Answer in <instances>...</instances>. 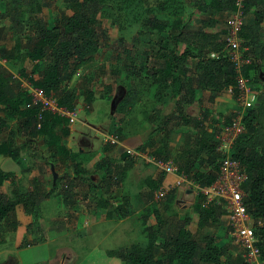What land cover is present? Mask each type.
<instances>
[{
  "label": "trees",
  "instance_id": "obj_1",
  "mask_svg": "<svg viewBox=\"0 0 264 264\" xmlns=\"http://www.w3.org/2000/svg\"><path fill=\"white\" fill-rule=\"evenodd\" d=\"M24 1L31 5L36 16L29 18L23 12L20 6ZM186 3L201 12L223 13L235 7L233 0H186ZM63 4L67 13L61 14L52 25H47L41 15L42 7L39 0H0V7L4 9L9 7L12 11L11 28L19 27L25 20L29 25L32 24L30 28L33 31V36L29 34L24 44L20 38L14 37L9 52L5 47L0 46V56L12 61L11 64L14 66L20 61L18 71L31 85L41 88L46 94L53 92L60 106L72 110L75 108L76 92L70 83L79 71L93 65L100 40L105 36V28L98 18V12L104 4L101 0H63ZM180 5V2L176 3L174 0H157L155 3V7L168 17ZM169 8L172 10L170 11ZM146 11L143 25L158 36L159 44L155 50L145 53L146 58L143 63L135 64L132 54L133 45L125 39H120L122 60L127 76L138 80L139 83L148 84L157 99H161L166 91L169 92L170 97L175 98L174 113H176L175 116L169 117L180 124L192 123L197 133L191 138L190 145L182 148L173 158L171 151L163 147L153 149L149 154L162 160L171 157L179 165V172H183L199 186L206 187L214 181L218 170L219 154L216 151L219 143L218 133L216 129L208 130L204 127L205 112L203 119H193V122H190L185 117L184 108L193 104L198 98L197 89L219 92L236 84L233 66L222 52L224 38L220 40L217 33L207 31L208 22L205 23L207 25L201 24L196 29H190L183 20L167 17L160 19L151 7ZM102 14L105 15V12ZM263 21L264 0H246L240 37L243 39V45L247 47L245 54L250 52L253 58L247 55L251 59L250 63L244 66L243 74L248 78L250 86L257 91V97L255 105L244 111L242 117L244 132L237 137L230 151L231 157L238 160L245 169L247 178L243 185L246 192L244 204L255 221L264 218V86L260 85L264 82L260 65L264 59ZM162 34L167 36L165 40L161 37ZM212 52L218 55L211 56ZM189 59L195 60L191 67L188 65ZM27 61L32 64L30 70L26 65L24 66V62ZM36 61H42L44 66L40 68ZM36 70L38 74L34 77ZM17 93L18 90L12 89L6 77L0 74V105L3 111L0 115V132L8 129L6 139L0 143V156L20 161L18 158L21 151L29 150L27 154L33 155L31 151L37 150L34 141L42 140L46 144V155H40L43 159L42 164H48L51 169V165L57 168L60 163H68L73 172L71 179L88 181V186L96 189L97 194L99 192L103 198L100 201L105 206L108 199L103 197L104 194L109 193V198L112 189L118 187L120 181L112 180L113 177L108 174L111 172L110 168L118 169L122 178L125 173L126 158L122 159L121 165L112 157L104 156L96 161L94 169L90 171L84 166L88 161L86 154L71 151L62 143V137L69 134L67 119L49 111L41 112L39 118L40 110L29 105L28 92ZM132 96L133 90L120 101L117 110H124L125 103ZM88 99L89 101L93 99L90 92ZM25 102L26 104L21 107ZM38 123L39 128H37ZM58 127L61 136L56 133ZM115 135L120 138L117 133ZM137 149L145 151L143 147ZM199 157L207 162L209 167L205 169L195 167V158L199 159ZM42 164L39 165L41 173H43ZM159 173L157 179L148 177L144 181L145 187L149 189L145 191L147 198L152 196L151 190L157 188L164 179L165 172ZM92 174L99 175L98 181L92 179ZM11 175L12 173L4 172L0 168V187ZM61 178L62 176L58 175L55 183H52L45 193L39 192V186L33 190L14 187L11 198H8L0 188V236L16 231L15 211L18 205L26 213L37 216L40 199L53 194ZM34 180L38 185L39 179L34 178ZM68 189L69 186H66L63 190L66 194L63 199L67 205L74 206L76 200L72 195L67 194ZM198 196L203 197L201 193ZM129 200L128 196L123 195L121 204L110 205L121 215L126 216L129 215ZM194 208L198 214L197 224L201 227L218 224L224 213V210L217 206H202L199 202L194 203ZM189 223V217H185L173 228L167 227L164 233H161L159 227L147 226V241L144 247L133 245L129 252L124 253L120 250L117 254L131 264H223L221 258L226 253L225 248L219 245L214 237L204 235L201 239L195 238L186 228ZM255 234L261 252L260 258L264 259V226L255 227ZM239 260L240 264H245L242 257Z\"/></svg>",
  "mask_w": 264,
  "mask_h": 264
},
{
  "label": "rangeland",
  "instance_id": "obj_2",
  "mask_svg": "<svg viewBox=\"0 0 264 264\" xmlns=\"http://www.w3.org/2000/svg\"><path fill=\"white\" fill-rule=\"evenodd\" d=\"M101 1L104 7L98 12V18L102 22V27L105 28V36L100 40L93 65L79 71L70 83L76 92L77 117L73 123L76 137L70 139L68 145L73 149L78 146L86 149L85 146L89 147L88 145L93 144L95 154L92 160L84 164L90 171L94 169L96 161L105 152H109L111 154L109 156L121 165L122 159L126 158L125 173L121 178L118 169L110 168L111 172L108 174L113 177L112 180L119 179L120 181L116 193L110 194L112 201L108 206H103L98 201L99 193L97 194L96 189L88 186V181L80 182V180L71 179L73 172L68 163H60L57 168L54 167L57 174L62 176L55 195L51 197V200L49 199L50 201L41 202L40 199L37 216L26 213L20 205L17 206L16 231L0 236V264H131L120 257L117 254L118 251L122 250L127 253L133 245L144 247L147 241V226L159 227L161 233H164L167 227L173 228L185 217L190 219L186 228L195 238L201 239L204 235L211 236L225 248L226 253L221 258L223 264H240L242 249L230 243L226 228L227 213H223L218 224L202 227L197 224L198 214L194 203L199 202L202 206L204 203L203 197L198 196V189L187 183L192 181V184H196L190 177L185 175L184 181L169 191L161 201L155 202L152 197L156 188L151 190V197L145 196V191L149 190L145 187V179L148 177L157 179L160 176V171L152 162V155L150 156L152 150L163 147L171 151L173 158L182 148L190 145L196 130L192 123L180 124L169 117L176 115L174 113L175 98H171L169 92L166 91L161 99H157L148 84L139 83L138 80L127 76L120 41V39H125L133 45L132 54L135 64H140L145 61V53L155 50L159 44L158 36L143 25L146 9L149 7L153 9L158 18H178L187 22L186 25L190 29H196L199 25L208 22L207 31L217 33L220 40L225 39L228 13L201 12L193 9L186 3V0H174L176 3L180 2L181 5L168 17L155 7L157 0ZM39 2L42 7L43 21L47 25H52L61 14L67 13L63 0H39ZM21 5V9L29 18L36 16L27 1ZM103 12L105 15L102 14ZM11 15L12 11L9 7L8 9L0 7V39L3 38L0 46L5 47L7 52L14 42V37L20 38L24 44L29 34L33 36L30 28L32 24L29 25L25 20L15 28L17 30L11 28L13 24ZM161 37L164 40L167 38L165 34ZM247 55L252 57L250 52ZM11 62L0 56V74L6 77L12 89L18 90L17 94L26 92L28 82L26 77L18 71L20 61L15 66ZM194 62V59H189V67ZM37 63L40 68L44 66L42 61ZM25 65L29 70L32 67L28 61L24 62ZM260 65L262 66L261 74L264 76V59ZM37 74L36 70L34 77ZM260 85L264 86V82ZM249 87L254 90L250 84ZM132 90L133 96L125 103L124 110L118 111L120 101L128 95V92L130 95ZM89 92L93 98L91 101L88 99ZM236 92V84L234 87L230 86L219 92L197 89L198 98L193 104L184 108L185 117L193 122V119H203L205 112L204 127L208 130L216 129L219 133L221 126L227 124L230 117L240 109ZM25 104L26 102L21 104V107ZM2 114V105H0V115ZM7 132V128L0 132V143L6 139ZM56 133L61 136L60 127L56 129ZM116 133L120 137L119 144L108 145L103 142L105 136ZM80 135L88 138L86 144L79 143ZM66 138L62 137V139ZM34 145L37 146V150L31 151L33 155L27 154L29 150H23L18 158L20 161L0 156L1 170L12 173L0 187L8 198H11L14 187L33 190L39 186V190L42 191L43 186L50 189L52 185L51 169L48 164H42L43 159L40 158L41 154L46 155V144L38 140L34 141ZM138 147H143L145 151L138 150ZM128 151L132 153L140 151L139 153L143 152L144 156L132 155ZM172 158L169 159L173 160ZM174 161L172 162L178 167L179 165ZM194 163L195 167L202 169L209 167L207 162L201 160V157L195 158ZM40 164H42L43 173L39 171ZM91 177L94 181L99 179L98 174H92ZM34 178L39 179L38 185ZM66 186H69L67 194L72 195L74 200L77 199L74 208L73 204L68 207L63 199L66 195L63 192ZM121 195L128 196L130 199L129 216L127 217L121 215L110 205L111 203L121 204ZM116 198L119 200L117 201ZM101 206L106 211L109 210L111 215L113 214V220L101 223L97 221L89 225L90 221L87 219L88 226H82L80 229L79 213L85 210L86 214L100 220L102 219L100 217ZM103 209L102 212H104ZM124 217L126 218L123 222L119 223V219Z\"/></svg>",
  "mask_w": 264,
  "mask_h": 264
},
{
  "label": "built area",
  "instance_id": "obj_3",
  "mask_svg": "<svg viewBox=\"0 0 264 264\" xmlns=\"http://www.w3.org/2000/svg\"><path fill=\"white\" fill-rule=\"evenodd\" d=\"M246 0H233L234 8L227 13L225 26V39L222 52L231 62L236 80V99L240 103V109L235 112L230 121L221 126L217 135L219 143L216 151L218 157V170L212 183L206 187L199 184H192L203 196L204 206L214 205L227 213L226 227L230 238V243L242 249V259L245 264H264L261 259V252L257 245L258 238L255 234V227H262L264 218L255 221L246 209L244 198L246 192L243 185L246 181V172L244 167L231 157L230 151L237 137L244 132L242 123L243 113L247 108L253 107L256 103L257 91L249 87L248 78L243 74V68L250 63V58L245 54L247 47L243 45V39L240 37V30L244 21V3ZM218 53L212 52L211 56H217ZM28 82V81H27ZM26 91L30 96L29 105L37 107L40 113L49 111L58 114L67 119L69 124L76 121L77 110H69L60 106L57 97L53 92L46 94L41 88L35 87L28 82ZM40 127L38 123L37 128ZM103 142L109 145L119 144L117 135L105 136ZM136 151L128 153L132 155L144 156L143 152ZM152 162L159 169L164 171L165 175L173 174V182H162L154 191L153 199L155 202L161 201L172 189L181 184L186 178L183 172L178 171V167L172 160H162L152 157Z\"/></svg>",
  "mask_w": 264,
  "mask_h": 264
},
{
  "label": "crops",
  "instance_id": "obj_4",
  "mask_svg": "<svg viewBox=\"0 0 264 264\" xmlns=\"http://www.w3.org/2000/svg\"><path fill=\"white\" fill-rule=\"evenodd\" d=\"M263 26H264V21H263ZM74 132H75V129H74V127H73V123L72 124H69V134L66 136L67 138L66 139H62V143L68 148V149H71V151H74V152H80V153H83V154H86V156L88 157V159L87 160H92V156L95 154V150H93V144H90V145H88L89 147H87V146H85V145H83V146H85L86 147V149L85 148H83V147H80V146H78L76 149H73L71 146H69L68 145V141L70 140V139H74L76 136H75V134H74ZM83 135V134H82ZM69 138V139H68ZM86 139H88V138H86V137H83V136H81L80 135V138H79V143L80 144H86L87 143V140ZM109 145V144H108ZM109 155H111L109 152H105V154H103V156H101L99 159H101L102 157H104V156H109ZM168 175H170V176H168ZM167 178H168V180H167ZM175 179V176L173 175V174H167V175H165V177H164V179H163V182H165V183H169V182H171L172 180H174ZM112 188V187H111ZM49 190V187H44L43 186V188H42V191L41 190H39V192L40 193H44V192H47ZM116 190H117V187H115V188H113L112 189V192L110 193V194H112V193H116ZM99 193V192H98ZM55 195V192L53 193V194H51V195H47V196H43L42 198H41V202H45V201H50L51 200V197H53ZM109 196V193H106V194H104V198H106V197H108ZM123 195H121V197H122ZM50 199V200H49ZM98 199H99V201H100V199L101 200H103V198L101 197V195L100 194H98ZM112 199L113 198H108V201H106V205L108 206V203L110 202V201H112ZM116 200L118 201L119 199L118 198H116ZM76 201H77V199H76ZM101 202V201H100ZM66 204V203H65ZM101 205H102V202L100 203ZM64 205V204H63ZM67 205V204H66ZM68 207H70L69 205H67ZM75 206V205H74ZM74 206H72L73 208H74ZM104 207L103 206H101V218L102 219H94L91 215H88V214H86V211L84 210V211H82L81 213H79V217H78V223H79V225H80V229L82 228V226H86L87 225V222H89L90 221V223H89V225L91 224V223H95V222H97V221H99V223H101V222H104V221H112L113 220V214L111 215V213L109 212V210H107L106 211V209H103ZM102 209L104 210V212H102ZM127 216H129V215H126V217ZM126 217H124V218H122V219H119V223H122L123 222V220L126 218ZM89 220V221H86V220ZM83 222H84V225H83ZM76 225H78L77 223H76ZM88 226V225H87Z\"/></svg>",
  "mask_w": 264,
  "mask_h": 264
},
{
  "label": "water",
  "instance_id": "obj_5",
  "mask_svg": "<svg viewBox=\"0 0 264 264\" xmlns=\"http://www.w3.org/2000/svg\"><path fill=\"white\" fill-rule=\"evenodd\" d=\"M27 140H30L29 138H27ZM51 174H52V183L54 184L56 179H57V172L54 170V166L51 165Z\"/></svg>",
  "mask_w": 264,
  "mask_h": 264
}]
</instances>
